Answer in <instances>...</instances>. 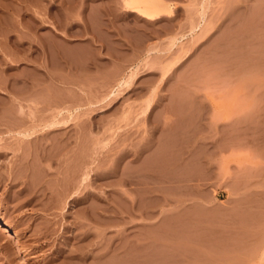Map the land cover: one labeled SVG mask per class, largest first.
Returning <instances> with one entry per match:
<instances>
[{"label": "rangeland", "instance_id": "rangeland-1", "mask_svg": "<svg viewBox=\"0 0 264 264\" xmlns=\"http://www.w3.org/2000/svg\"><path fill=\"white\" fill-rule=\"evenodd\" d=\"M159 1L0 0V264H264V0Z\"/></svg>", "mask_w": 264, "mask_h": 264}, {"label": "bare ground", "instance_id": "bare-ground-1", "mask_svg": "<svg viewBox=\"0 0 264 264\" xmlns=\"http://www.w3.org/2000/svg\"><path fill=\"white\" fill-rule=\"evenodd\" d=\"M158 3H160V1L159 0H156ZM164 8V7H163ZM140 11L141 12H143V13H145V14H147V15H151L152 14V12L151 11H149V8H148V5L145 3V4H143L141 7H140ZM29 131V130H28ZM28 131H26V130H24V131H22L21 133H22V136H26V135H29V133L31 134V132H29V133H27ZM20 133V134H21Z\"/></svg>", "mask_w": 264, "mask_h": 264}]
</instances>
